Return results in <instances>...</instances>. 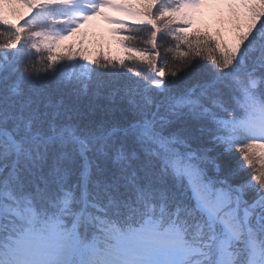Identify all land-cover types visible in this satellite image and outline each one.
<instances>
[{
    "label": "snow or ice",
    "instance_id": "1",
    "mask_svg": "<svg viewBox=\"0 0 264 264\" xmlns=\"http://www.w3.org/2000/svg\"><path fill=\"white\" fill-rule=\"evenodd\" d=\"M0 264H264V0H0Z\"/></svg>",
    "mask_w": 264,
    "mask_h": 264
},
{
    "label": "rangeland",
    "instance_id": "2",
    "mask_svg": "<svg viewBox=\"0 0 264 264\" xmlns=\"http://www.w3.org/2000/svg\"><path fill=\"white\" fill-rule=\"evenodd\" d=\"M21 13L25 18L28 17L26 9H20ZM116 18H120L119 14H112ZM127 23H131V20L124 18ZM201 20L204 23L215 25V14L213 9L203 10ZM113 26L105 23L101 18H97L94 21H91L88 25L82 29L83 32L88 34L89 40H94V43L89 44L90 50H94L93 45L96 44L98 51L101 49L102 52L112 54H119V46L115 43V38L110 35L109 29ZM76 38H73L75 40ZM97 53V51H96Z\"/></svg>",
    "mask_w": 264,
    "mask_h": 264
},
{
    "label": "trees",
    "instance_id": "3",
    "mask_svg": "<svg viewBox=\"0 0 264 264\" xmlns=\"http://www.w3.org/2000/svg\"><path fill=\"white\" fill-rule=\"evenodd\" d=\"M20 12H21V10H19ZM22 22V21H21ZM215 26V25H214ZM94 41V40H93ZM93 47H94V50H90L89 49V54H96V51H97V53H100V55H101V58H102V55L104 54V52H102L101 51V49H99V51H98V48H97V46H96V44H94L93 45ZM88 48H89V46H88Z\"/></svg>",
    "mask_w": 264,
    "mask_h": 264
}]
</instances>
